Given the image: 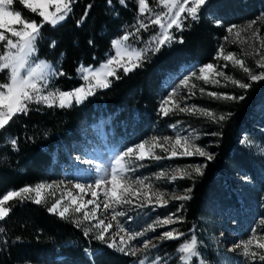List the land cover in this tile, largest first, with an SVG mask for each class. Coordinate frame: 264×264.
<instances>
[{"label":"trees","instance_id":"1","mask_svg":"<svg viewBox=\"0 0 264 264\" xmlns=\"http://www.w3.org/2000/svg\"><path fill=\"white\" fill-rule=\"evenodd\" d=\"M154 7L153 0H148ZM87 19L80 27L79 20L87 8ZM73 12L69 18L52 28L45 24L41 29L43 38L38 42V57L51 62L54 68L65 73L54 76L56 88L64 91L81 86L84 81L77 73L82 63L85 66H99L109 56H113V40L125 32H135L133 25L137 23L138 5L136 0H75ZM15 10H20L26 18H34L38 23L42 19L16 1ZM198 23L187 21L190 29L183 32L172 31L177 37L182 36L183 43L174 42L164 46L158 53H147L141 66L125 75L117 72L120 79L110 77L111 87L96 90L83 103L73 102L71 108H47L43 105H30L26 115L14 117L9 125L0 131V196L10 189L34 186L55 174L50 170L51 152L57 144L65 142L77 132L82 122L91 123L101 116L111 115L116 134L125 136L128 144H138L148 140L160 125H165L169 118L162 117L158 110L160 99L165 96L166 80L178 72L185 64H208L216 61L217 49L225 44L228 36L226 28L230 25H245L255 20L260 29L264 23L260 14H264V0H207L201 9ZM220 20L221 26L213 23ZM259 21V22H258ZM261 23V24H260ZM152 31H156L153 25ZM148 32H140L132 36L131 41L145 47ZM89 40L93 43L90 45ZM55 41L56 46H50ZM0 72L2 80L5 79ZM264 81L252 83L251 88L240 95L242 101L232 102L223 114L231 113L229 119L221 123H213L207 118L197 121L199 127L208 135L215 132L212 138L216 142L213 149L215 157L209 161L203 158L202 176L193 179H180L183 190L191 188V199L177 201L171 207L179 210L180 221L177 227L184 234L179 239L162 243L165 250L175 252L177 247L195 235L199 243V253H211L204 239L206 225L204 217L216 214L219 205L232 207L235 205L237 186L243 188L250 200H254L258 180L260 158L239 143L242 130L250 122L260 123L251 111L264 107V88L259 100L253 99L251 92ZM39 109V111H37ZM219 115V114H218ZM259 119V118H258ZM264 121V120H263ZM209 125V126H206ZM205 127V128H204ZM219 133V135H217ZM16 140V146L11 140ZM174 161L190 163L193 158H173ZM260 164V165H259ZM258 165V166H257ZM246 173L255 183L241 184L232 180L235 173ZM225 186L229 190L225 189ZM256 201V198H255ZM51 201H49L50 203ZM12 206L9 216L0 221L4 232L0 233V264H132L134 258L100 247L96 242L92 249H99L90 259L85 255L89 244L83 234L69 220H62L47 211L46 205L31 202L20 203L10 201ZM19 238V239H17Z\"/></svg>","mask_w":264,"mask_h":264},{"label":"snow or ice","instance_id":"2","mask_svg":"<svg viewBox=\"0 0 264 264\" xmlns=\"http://www.w3.org/2000/svg\"><path fill=\"white\" fill-rule=\"evenodd\" d=\"M25 8L42 18L39 23L34 18H26L20 10L11 9L13 0H0V72L5 73V79L0 82V131H3L14 117L26 115L30 111V105H43L47 108L58 107L60 109L71 108L73 102L76 104L83 103L89 96L95 95L98 89H107L111 87L112 80L110 77L120 79L117 72L122 69L127 75L135 68L141 66L146 59L147 53H158L162 47L171 46L174 42L183 43L182 36L177 37L172 31L183 32L186 28L190 29L191 24L187 21L198 23L201 19V9L207 3V0H153L154 4L163 6V10L156 11L155 7H150L148 0H136L138 5L137 23L133 25L135 32H125L121 37L113 40L112 46L116 51V55L109 58L98 68L85 66L80 64L77 73L84 81L83 85L69 91L60 89L49 90L48 84L53 76H63L65 73L58 70L46 61L38 58V42L43 38L41 29L45 24L56 28L62 22L69 18L73 12L72 5L75 0H20ZM108 4H112V0H107ZM121 4H125L126 0H119ZM55 6V11H49V8ZM92 5L89 4L84 15L76 21L77 27H80L87 19L88 10ZM186 14V15H185ZM217 26H221L220 20H213ZM255 20L250 21L247 25L237 26L230 25L226 28V32L230 36H234L232 43H248L249 39L253 42L259 41V48L255 47V43L248 44L252 49L251 52H245V55H255L259 59L255 60L254 68L245 64V60L238 58L236 52L227 51L223 46L217 49L216 59L230 61L233 67L238 66L243 73L247 75L248 81L260 82L264 81V38L260 37L259 30L253 31ZM158 26L151 38L147 41V47L143 49L132 48L127 42L130 37L138 36L141 30L147 31L150 26ZM251 33L250 37L240 40L241 33ZM10 33V35H6ZM227 40L228 37L226 36ZM88 43L91 45L92 40ZM51 47L56 46V42L52 41ZM127 56V59L124 57ZM225 63L222 67L226 68ZM217 65L208 63L199 67L197 71H193L182 81V87L189 89L188 95H195L191 89H195L196 85L189 86L192 77L203 80L205 83L219 84L220 81L213 76H221L225 81H230L232 85L245 90L251 88L252 83L235 79L229 75H225L223 71H218ZM201 94L204 89H200ZM178 93L174 90L161 101L160 113L168 116L170 111H179L188 115H198L211 120L213 123H221L229 119L231 113L217 115L212 110L195 105L180 106V101L175 99ZM209 97L215 99H223L226 101H242L245 95H229L227 93L208 92ZM184 98H181L183 100ZM169 105H174L170 107ZM39 111V109H37ZM175 127V125H173ZM219 135V133H217ZM199 136H189L177 134L171 136H153L149 141L141 142L133 147L127 148L114 158V165L108 174L94 183L81 184L76 183L75 189L78 194L74 195L71 190L66 192L68 199L65 201V194H61L56 198V191L60 189V184L41 182L34 186H24L20 189H10L0 196V221H4L12 211V206H6L10 201L18 200L20 203L31 202L36 205H46L47 211L53 215H57L62 220H69L75 227L82 229L85 238L91 236L93 239L106 245L110 249L129 256H144L138 261V264H145L147 253L152 249L158 248V245L150 238L142 242V246H134L133 241L138 237L146 235L148 231H155L157 227H165L177 223L179 218H174L175 214L157 219L155 224L149 226L144 231L136 232L125 226L127 222L122 223L118 218L126 216L125 206H133L137 208L145 207H166L170 200L185 201L190 200L192 189L187 188L183 194L165 193L156 188L151 183H146L147 178H133L129 173L136 171L137 162L146 159H171L177 156L191 157L200 156L211 161L214 154L208 152L204 147L195 141ZM248 143L247 138L241 141ZM16 140H11V144L15 147ZM159 148L161 152L167 155L161 156L153 151L146 149ZM179 150V151H178ZM143 166V165H139ZM206 165H189L187 168H178L173 170L171 174L160 172L157 179L168 177L175 181L180 179H193L194 176H202L203 169ZM90 195V199L84 197ZM168 196V199L165 197ZM49 201H51L49 203ZM91 206V207H90ZM103 209L107 215L99 216L98 211ZM115 222L116 231L113 232ZM182 222V221H180ZM4 232V228L0 227V233ZM111 233V235H109ZM184 234L178 230L171 229L160 233L155 239L163 242L164 240L179 239ZM19 239V238H17ZM236 247L242 249V256L264 262V235L257 236L255 230L252 236L239 242ZM85 253L91 258L94 257L98 250L86 248ZM178 253L176 261L178 264H192L193 258H198V241L195 235L189 239L182 241L177 247ZM163 257L157 255L148 261V264H160ZM165 264L167 261L165 260ZM198 264H205L200 259Z\"/></svg>","mask_w":264,"mask_h":264},{"label":"rangeland","instance_id":"3","mask_svg":"<svg viewBox=\"0 0 264 264\" xmlns=\"http://www.w3.org/2000/svg\"><path fill=\"white\" fill-rule=\"evenodd\" d=\"M16 1L20 2V0H13L11 9H14L13 5L15 4ZM154 7L156 8V11L163 10L162 5L155 4ZM49 11H55V6L53 5L52 7H50ZM260 18H263L262 20H264V14L261 13ZM247 24L248 23H246L245 25ZM258 24L259 23H255L253 25V31H256L258 29L260 33V37L264 38V28L260 29L261 25ZM152 26H150L147 31L141 30V32H148L147 34L148 40L151 38V36L154 33V31L151 30ZM157 27L158 26H156V30ZM6 35H10V33H6ZM250 35L251 33L248 32L241 33L240 40L243 41L245 37H250ZM227 37L228 39L225 40V44L223 45L226 52L227 51L236 52L237 57L244 59L245 64L247 66L254 68L255 71H260V69H255V60L259 59V57L255 56L254 54L253 55L244 54L245 52L252 51V49L248 46V44L255 43V47L259 48V41L257 40L253 42L251 39H249L247 44L241 42L232 43L231 41L234 39V36H230L228 34ZM148 40H146L145 42L146 45L145 47L133 43L131 41V37L127 43L132 48L143 49L147 47ZM2 46L3 45L0 44V48H2ZM261 53L264 54V49H261ZM115 55H116V51L114 49L113 57ZM124 58L127 59V56H125ZM39 60L46 61L49 64L53 65L51 62L45 59L39 58ZM225 63H227L228 65L226 68L222 67ZM213 64L219 66L218 71H223L225 75H229L235 79L242 80L244 82L252 83L248 81L247 75L243 73V71L238 66L233 67L230 61L226 62L223 59H216V61ZM203 65L206 64H201V65L193 64V63L185 64L178 70L176 74L168 78L165 83L166 89L168 91L165 94V96H163L160 99L159 105L161 106L162 99H164L168 94L172 93L175 90L178 93L175 99L180 101L181 107H184L185 105L188 106L195 105L197 107L208 108L217 115L226 112L225 110L227 109V107L230 104H232V102L234 101H226L223 99L218 100L209 97L207 93L218 92V93H227L229 95L239 96L245 90H242L232 85L230 81H225L224 78L221 76H213L214 79L220 81L219 84H215V85L212 83H205L201 79L192 77V79L189 82V86L191 87L192 84L196 85L195 89H191L192 91L195 92V95L192 96L188 95L189 89H185L184 87H182L181 81L186 76H189L193 71H197L199 67ZM99 66H92V67L98 68ZM197 75H199L198 71H197ZM2 77H5V73H3ZM53 79L54 76L51 78L48 84L49 90L58 89L54 85ZM3 81L4 80H2V78L0 77V82ZM201 88L204 89L203 94H201L200 92ZM263 88H264V83L258 85L256 88H253L254 90L251 92L250 96H252L253 99L255 100L261 99L259 97L260 95H262ZM181 98L184 99L181 100ZM169 106L174 107V105H169ZM251 113L253 117H256L258 122L259 121L264 122L263 121L264 107H258L256 109H253ZM162 117H164V115H162ZM165 117L169 118V121L165 125H160L156 130V132L153 134V136L175 137L177 134L189 135V136L198 135L199 139L196 140L195 142L200 146L204 147L208 152L214 154L215 157L216 150L213 149V147L216 144L215 143L216 141L212 139L215 136V132H211L208 135H206L203 132V130L195 126L198 120L199 121L203 120L204 122V119H201L204 117L198 115H188V114L180 113L178 110L170 111L169 115ZM255 123L256 122L251 121L250 125L246 127V129L242 130L239 138V143L245 146V148H248L254 156L259 157L261 159L259 162L263 166L264 165V125H260V123H257L256 125ZM84 124H85L84 122L81 123V126L78 128V132L83 133L85 129ZM173 125H175V127H173ZM206 126L209 125L206 124ZM151 137L148 139V141L151 139ZM245 138H247L248 143L241 142ZM112 139L114 143L113 146L119 147L121 149L127 146L125 145L127 143V139L125 138V136L121 134L114 133ZM146 147L157 155H161V156L167 155L166 153L161 152L159 148L151 149L150 146H146ZM173 158L174 159L193 158L194 160L191 161L190 163H185L180 161L179 162L174 161ZM173 158L161 159V160L148 159L142 162H137V166H136L137 174L133 176V178H147L145 181L146 183H151L154 186V188L168 194L171 193H175L177 195L183 194L184 190L182 188V185L178 182L179 177L175 181L170 180L167 176L157 179V174L162 171L171 174L173 170H176L178 168L180 169L187 168L189 165H204L203 160H201L204 157L177 156ZM139 165H143V166H139ZM258 169L259 170H258L257 178L260 181L261 185L260 187L257 188V192L255 194L256 196L254 197L253 201L250 200V198L247 196V193L243 188H239L237 186L235 189H232V191L236 192L235 194H236L237 202H235V205H233L232 207H224L219 205L216 209V214L214 216H212L211 218L210 217L203 218V222L206 225V228L203 232L205 235L204 239L207 241V245H208L207 248L211 250V253L209 254L207 251L206 255L200 254L198 258H193L192 264H198V261L200 259H202L205 262V264H264V262H260L258 259L256 261H252L251 259H246L241 254L242 249L236 247V245L239 242L249 239L252 236L254 230L257 236L264 235V168L259 167ZM232 180H236L241 184L253 185L255 183V180L251 176L243 172L235 173L232 176ZM62 188L59 189L58 195L60 196L62 193L65 194V201H68L66 197V192L68 190L72 191V189H68V188L62 189ZM225 189L229 190L227 186H225ZM57 193L58 192L56 191V194ZM165 198L168 199V196H166ZM177 201L178 200L169 199V203L167 204L166 207H158L157 210H154L152 207L140 208L130 212L129 214H126V216L124 217H119V220L122 223L127 222L125 226L131 228L133 231L136 232H140V231H144L145 229H148L149 226L155 224L158 218L162 219L166 216L173 214H175L174 218H179L178 220L179 222L180 221L179 210L176 211L174 208L171 207V205L175 204ZM177 223L165 227H157L155 231H148L146 235L142 237H138L137 240L132 242L134 246H142L143 241H147L151 238L152 241L158 245V248L152 249L150 252L146 254L147 255V260L145 261L146 264H148V261L152 260V258L157 255L164 258L160 261V264H165V260L167 261V264H178V262L176 261V257L178 253L177 252L171 253V251L165 250V247L162 246V243L164 242L167 243L166 241L168 240H164L163 242H161L155 239L160 233L167 230L175 229L181 232V229L177 227ZM198 249H199V243H198ZM85 255L87 256L86 253ZM133 258H134V262L132 264H138V261L140 259H143L144 256H135Z\"/></svg>","mask_w":264,"mask_h":264},{"label":"built area","instance_id":"4","mask_svg":"<svg viewBox=\"0 0 264 264\" xmlns=\"http://www.w3.org/2000/svg\"><path fill=\"white\" fill-rule=\"evenodd\" d=\"M98 144L99 143H97V140L93 138L91 134H89L82 139H77V138L72 139L68 144H64V147H59L60 150L64 148V150L68 152L69 154L68 161L58 162L59 165L57 167L58 170L57 176L53 178H48L42 182L55 183V184H60L61 182H63L60 188L64 187L62 189H66V188L72 189L73 194L76 195L78 194V189L74 188V185L76 183L89 184V183H94L95 180L102 178L103 176L101 173L100 164L91 157V152L96 148ZM146 149L148 148L146 147ZM52 158L54 159V161H57V155L55 153L52 155ZM113 165H114V161L110 163L109 166L110 169ZM136 174H137L136 171L134 173H129L131 177L135 176ZM57 192L58 193L56 194V198H59L58 195L59 189L57 190ZM84 198L90 199L91 197L90 195H87ZM67 202L68 201H64V203ZM152 208L154 210L158 209V207H152ZM137 209L140 208L135 207V203H134L133 206H125L123 209H117V210L118 211L124 210L126 211V214H129L130 212L135 211ZM97 215L104 216L107 214L104 213L103 209L101 208V210L98 211ZM113 224L114 227L112 231L115 232L117 230L115 226V222H113ZM77 229L83 234L82 229L80 228ZM109 235H111V233H109ZM88 239L100 243L99 241L93 239L91 236H89Z\"/></svg>","mask_w":264,"mask_h":264},{"label":"bare ground","instance_id":"5","mask_svg":"<svg viewBox=\"0 0 264 264\" xmlns=\"http://www.w3.org/2000/svg\"><path fill=\"white\" fill-rule=\"evenodd\" d=\"M146 264V263H145Z\"/></svg>","mask_w":264,"mask_h":264}]
</instances>
